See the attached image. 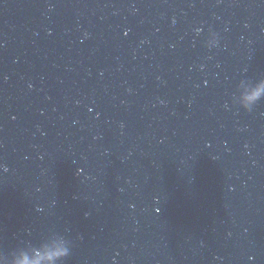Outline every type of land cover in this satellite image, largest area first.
<instances>
[{"label":"water","instance_id":"obj_1","mask_svg":"<svg viewBox=\"0 0 264 264\" xmlns=\"http://www.w3.org/2000/svg\"><path fill=\"white\" fill-rule=\"evenodd\" d=\"M51 246L264 264V0H0V264Z\"/></svg>","mask_w":264,"mask_h":264},{"label":"clouds","instance_id":"obj_2","mask_svg":"<svg viewBox=\"0 0 264 264\" xmlns=\"http://www.w3.org/2000/svg\"><path fill=\"white\" fill-rule=\"evenodd\" d=\"M214 36L219 37V34L214 32ZM259 90L250 91L245 97L246 100H255L259 98ZM67 255V249L62 246L46 247L43 252H37L36 259L28 260L27 258L17 261V264H40L41 261H46L47 264H55V261L61 256Z\"/></svg>","mask_w":264,"mask_h":264}]
</instances>
